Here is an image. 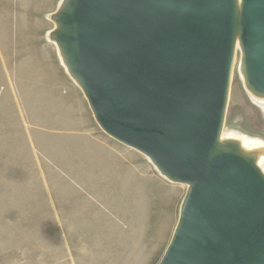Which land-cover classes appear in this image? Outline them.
<instances>
[{
    "label": "rangeland",
    "instance_id": "1",
    "mask_svg": "<svg viewBox=\"0 0 264 264\" xmlns=\"http://www.w3.org/2000/svg\"><path fill=\"white\" fill-rule=\"evenodd\" d=\"M69 2L0 0V264H159L189 186L101 127L72 68ZM247 69L236 45L219 139L253 147L240 155L264 174Z\"/></svg>",
    "mask_w": 264,
    "mask_h": 264
},
{
    "label": "water",
    "instance_id": "2",
    "mask_svg": "<svg viewBox=\"0 0 264 264\" xmlns=\"http://www.w3.org/2000/svg\"><path fill=\"white\" fill-rule=\"evenodd\" d=\"M69 4L72 68L101 127L193 184L159 264H264L261 172L233 151L211 156L234 0H75L71 13ZM242 32L249 84L264 93V0H243Z\"/></svg>",
    "mask_w": 264,
    "mask_h": 264
},
{
    "label": "bare ground",
    "instance_id": "3",
    "mask_svg": "<svg viewBox=\"0 0 264 264\" xmlns=\"http://www.w3.org/2000/svg\"><path fill=\"white\" fill-rule=\"evenodd\" d=\"M68 1H70V0H68ZM71 2H72V0L70 1V3ZM74 4H75V0H73V6L70 8V13L73 11L72 9L74 8ZM68 9H69V6L66 5L65 8H64V11L68 10ZM242 10H243V0H234L233 30H232V40H231V60H232L233 51H234V48H235L236 45L244 50V40H243V32H242ZM70 31H72V33H74L73 36L75 37L76 36L75 23L70 28ZM72 49H73V55L76 57V55H77V42L75 40L72 43ZM230 65H231V63H230ZM230 65H229V68H230ZM228 74H229V71H228ZM77 78H78L79 82L81 83L82 82L81 78L79 76H77ZM227 84H228V81H227ZM250 87L254 88L251 84H250ZM254 91L260 92V94L262 93V91H257L255 89H254ZM262 94H264V93H262ZM91 108H92V106H91ZM224 108H225V106H224ZM224 108H223V111H224ZM223 116H224V112H223ZM222 120H221V124L219 126V131H220L221 126H222V122H223ZM108 135L111 136L112 138H114L115 140H117V141L129 146L130 148H135V147H133V146H131V145L125 143V142L120 141L119 139L115 138L114 136H112L110 134H108ZM223 140L224 141H220L219 132H218L217 137H216V141H215V146H214V149H213V151L211 153V156H213L215 153H217V151H231V152L232 151H237V152L239 151L238 152L239 154L242 153L243 155H249L247 150L253 148V147H246L244 145L242 147L241 145L236 144L235 142H233L230 139H223ZM135 149H137V148H135ZM262 149L264 150V148H262ZM145 155H147V154H145ZM148 157H150V156H148ZM253 160H254V157L249 158V156H248V159H246L245 161L251 167H253L256 170V167H255V164H254ZM259 174L261 175L262 179L264 180V174H262V173H259ZM186 184L189 186V189L193 185L191 182H187Z\"/></svg>",
    "mask_w": 264,
    "mask_h": 264
}]
</instances>
